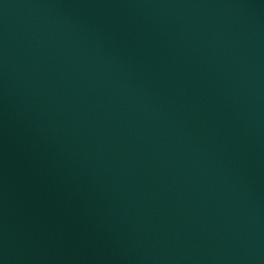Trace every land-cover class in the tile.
<instances>
[{"label": "water", "instance_id": "water-1", "mask_svg": "<svg viewBox=\"0 0 264 264\" xmlns=\"http://www.w3.org/2000/svg\"><path fill=\"white\" fill-rule=\"evenodd\" d=\"M0 264H264V0H0Z\"/></svg>", "mask_w": 264, "mask_h": 264}]
</instances>
